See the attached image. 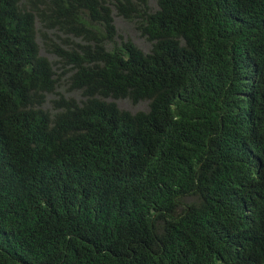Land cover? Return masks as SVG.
Masks as SVG:
<instances>
[{
	"label": "trees",
	"instance_id": "1",
	"mask_svg": "<svg viewBox=\"0 0 264 264\" xmlns=\"http://www.w3.org/2000/svg\"><path fill=\"white\" fill-rule=\"evenodd\" d=\"M156 6L0 0V264H264V0Z\"/></svg>",
	"mask_w": 264,
	"mask_h": 264
},
{
	"label": "rangeland",
	"instance_id": "2",
	"mask_svg": "<svg viewBox=\"0 0 264 264\" xmlns=\"http://www.w3.org/2000/svg\"><path fill=\"white\" fill-rule=\"evenodd\" d=\"M147 1H148V6H149L150 11H155L157 9L156 0H147ZM112 15H113V20H114V26H115V29H116L118 36H121V38H123V40H130L131 42H133L134 45L137 46L142 52H144V53L149 52V50L151 48V44L139 35V33L136 31L134 25L132 23L124 21L122 18L118 17L114 10L112 11ZM35 23H36L35 24L36 30H38L40 32L42 30L40 24L37 21ZM47 34H48V36L51 37L52 35H55L56 32L51 31V32H47ZM59 36H61V35H59ZM54 41L56 43H58L57 40L54 39ZM36 42H37V45L39 48V54L41 56L47 58L50 62L55 63L57 61L56 58L44 49L42 42H41V38L39 37V34H36ZM119 42H120V39L117 38L115 43H119ZM57 67H58V65L55 64L54 68H57ZM59 73H60V70L57 69L56 74H59ZM65 78H66V76L60 78L59 85L55 91L59 94L64 95L66 98H72L77 103H79L82 100L81 94L79 92L67 91ZM53 98H54V96H52V95H48L45 98V103L43 105L44 109L50 110V101ZM107 101H111V100L108 99ZM114 102L117 104V106L120 109L131 112V113H135V112H139V111H146L147 106H148V102H146V101L133 104L127 99H119V100H114Z\"/></svg>",
	"mask_w": 264,
	"mask_h": 264
}]
</instances>
